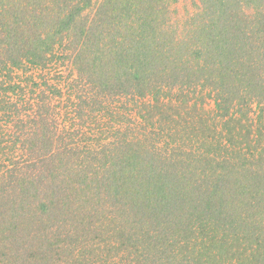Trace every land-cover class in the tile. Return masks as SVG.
<instances>
[{"label": "trees", "instance_id": "16d2710c", "mask_svg": "<svg viewBox=\"0 0 264 264\" xmlns=\"http://www.w3.org/2000/svg\"><path fill=\"white\" fill-rule=\"evenodd\" d=\"M186 1L0 0V264H264V0Z\"/></svg>", "mask_w": 264, "mask_h": 264}, {"label": "rangeland", "instance_id": "374dc122", "mask_svg": "<svg viewBox=\"0 0 264 264\" xmlns=\"http://www.w3.org/2000/svg\"><path fill=\"white\" fill-rule=\"evenodd\" d=\"M190 5H191V0H187L185 3L180 4V6H181L182 9H184L185 6L190 7ZM180 6H179V7H180ZM212 106H213V105H212Z\"/></svg>", "mask_w": 264, "mask_h": 264}]
</instances>
